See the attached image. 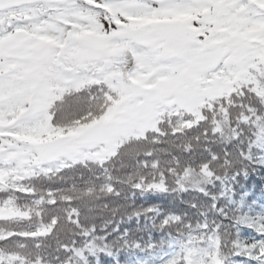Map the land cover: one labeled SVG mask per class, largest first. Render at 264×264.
Returning a JSON list of instances; mask_svg holds the SVG:
<instances>
[{
	"label": "snow or ice",
	"instance_id": "obj_1",
	"mask_svg": "<svg viewBox=\"0 0 264 264\" xmlns=\"http://www.w3.org/2000/svg\"><path fill=\"white\" fill-rule=\"evenodd\" d=\"M255 164L264 0H0V264H264Z\"/></svg>",
	"mask_w": 264,
	"mask_h": 264
},
{
	"label": "trees",
	"instance_id": "obj_2",
	"mask_svg": "<svg viewBox=\"0 0 264 264\" xmlns=\"http://www.w3.org/2000/svg\"><path fill=\"white\" fill-rule=\"evenodd\" d=\"M232 187L235 190L233 196L236 200L246 199L249 204L255 202L258 211L260 206H264V164L250 165L247 177H239ZM196 195V193H172L171 195L162 193H144L141 195L137 193L132 204L135 208L143 207L146 209L149 207H158L162 212H168L172 210L168 207L171 201L175 200L180 208L187 209L188 205L180 202L191 199ZM191 211L195 212V209ZM148 223V220L144 217L140 218V227L144 229L140 234L145 239L148 238L149 233L154 239L161 238L163 234L159 231L152 230L150 227H146ZM135 224L136 221L133 219L131 225ZM128 226H130L128 223L121 225L122 228ZM126 258L127 254L125 252L122 251L119 253L118 259L120 264H124ZM99 264H116V260L111 256L101 255Z\"/></svg>",
	"mask_w": 264,
	"mask_h": 264
}]
</instances>
